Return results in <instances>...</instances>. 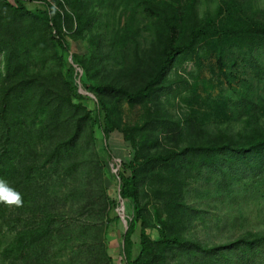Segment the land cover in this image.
I'll use <instances>...</instances> for the list:
<instances>
[{
  "label": "trees",
  "instance_id": "trees-1",
  "mask_svg": "<svg viewBox=\"0 0 264 264\" xmlns=\"http://www.w3.org/2000/svg\"><path fill=\"white\" fill-rule=\"evenodd\" d=\"M56 1L44 6L0 0V179L23 198L21 206L0 203V264L48 262L61 234L57 217L66 190L78 191L81 176L87 186L89 179L99 180L108 205L129 200L133 215L126 217L128 229L121 235L126 264H171V258L177 264H223L227 250L245 259L264 245L261 232L213 246L184 235L201 212L187 199L189 185L202 177L203 168L215 169L220 190L229 193L240 173L264 174V93L245 80L240 103L221 104L224 112L238 113L237 127L209 125V115L220 112L221 105L205 104L200 113L187 99L191 111L175 119L162 100L165 89L187 82L180 74L170 79L172 68L208 47L218 48L221 70L234 48L246 49L242 60L253 64L262 83L258 51L264 52V21L246 14L223 18L227 9L245 12L236 0H222L207 19L197 0L180 7L174 4L179 0ZM68 35L87 41L88 53L72 52ZM229 60L237 64L236 57ZM80 70L81 85L94 99L81 92ZM224 72L231 82L233 75ZM121 100L152 105L132 136L114 116ZM115 130L134 143L133 159L113 154L109 138ZM106 163L119 183L115 197L104 183ZM151 191L161 204L154 213L144 202ZM150 228L157 229L156 238ZM101 244L113 264L106 241Z\"/></svg>",
  "mask_w": 264,
  "mask_h": 264
},
{
  "label": "rangeland",
  "instance_id": "rangeland-1",
  "mask_svg": "<svg viewBox=\"0 0 264 264\" xmlns=\"http://www.w3.org/2000/svg\"><path fill=\"white\" fill-rule=\"evenodd\" d=\"M52 1L57 3L56 0ZM167 1L172 2V0ZM191 1L179 0L174 4L180 7L183 3L188 4ZM221 1L197 0L201 17L209 18V14L215 12ZM238 1H242L245 12L234 8L227 9L223 18L239 19L246 14L250 18L264 21V0H254L253 4L236 0ZM121 20L123 21L124 17ZM148 34L147 32L146 35ZM67 38L72 52L82 55L88 53L87 41L81 38L73 39L71 35ZM245 50L234 48L233 54L225 57L228 66L226 65L224 70H221L218 63V48L215 47L204 48L196 58L177 63L168 77L173 79L180 74L187 82L174 83L171 88L164 90L162 100L170 114L178 119L182 118L185 112L191 111L190 103H186L187 99L193 101L196 108L194 111L200 113L204 110L205 104L217 106L227 102L231 105L240 103L245 90V80L251 83L253 90L257 88L259 93H264V81L258 83L253 64L242 60ZM258 52L262 53L261 59L264 65V52L263 50ZM255 53L257 55V50ZM231 57L237 58V64L234 66L230 65ZM69 61H72L71 58ZM3 66V54H0V73L3 72ZM224 71L233 75L231 82L228 81ZM79 72L82 77L83 71ZM89 105L93 108L94 102L89 101ZM151 106V103L132 106L121 100L117 103L114 116L132 136L131 129L141 124ZM209 117L207 121L211 122L209 125L212 124V127L214 123H221L223 127H226L229 124H235L234 119H237L238 113H226L224 106L221 105L220 112L214 111ZM262 122L264 125V120ZM238 125L236 123L235 127ZM97 135L101 147L103 138L100 130L97 131ZM109 143L116 158L125 160L134 158V143L123 131L115 130L109 138ZM106 170L104 183L109 189V195L115 197L120 189L115 170L110 163H106ZM208 170L207 167L203 168L202 177L193 178L188 187V203L201 212L195 215L196 218L190 225H187L184 235L199 240L205 245L213 246L234 241L248 232L264 233V174L249 177L244 172L240 173L234 180L233 192L229 193L227 190H220L218 181H215L217 176L215 169L206 172ZM243 171L246 172V169ZM89 181L91 183L87 186L81 176L79 183L82 187L78 191L74 187L66 190L68 198L66 204H62L63 209L57 217V227L61 234L57 236L55 247L50 250L46 264H109L103 251L102 240L108 245L107 253L112 258L113 264H126L121 238L126 222L122 218L116 220V217L122 214L125 218H132L133 210L130 202L124 200L119 207L108 205L105 203L99 180L93 177ZM86 187L88 191L83 194ZM149 193L144 202L147 209L154 213L161 204L152 191ZM148 233L152 238L158 236L156 228L148 229ZM134 240L137 241L136 235ZM254 249L256 250L245 259H240L238 255L227 250L228 261L223 260V264H264V245ZM137 253L135 250V254ZM171 264H177L173 258H171Z\"/></svg>",
  "mask_w": 264,
  "mask_h": 264
},
{
  "label": "clouds",
  "instance_id": "clouds-1",
  "mask_svg": "<svg viewBox=\"0 0 264 264\" xmlns=\"http://www.w3.org/2000/svg\"><path fill=\"white\" fill-rule=\"evenodd\" d=\"M0 203L9 206H21L23 204L22 194L11 187L4 179H0Z\"/></svg>",
  "mask_w": 264,
  "mask_h": 264
},
{
  "label": "water",
  "instance_id": "water-1",
  "mask_svg": "<svg viewBox=\"0 0 264 264\" xmlns=\"http://www.w3.org/2000/svg\"><path fill=\"white\" fill-rule=\"evenodd\" d=\"M80 78H81V74H80V76L78 77V83H79V87L81 88V92H82V93H85L86 95H89V96L95 98V96H94L93 94H91V93H89L88 91H86L85 89H83V87H82V85H81ZM122 219L126 222V218H125L124 215H123ZM125 224H126V228H125V229L127 230V229H128V225H127V223H125Z\"/></svg>",
  "mask_w": 264,
  "mask_h": 264
},
{
  "label": "built area",
  "instance_id": "built-area-1",
  "mask_svg": "<svg viewBox=\"0 0 264 264\" xmlns=\"http://www.w3.org/2000/svg\"><path fill=\"white\" fill-rule=\"evenodd\" d=\"M11 1H15V0H11ZM29 2H32V3H35V4H38V5H44L45 6V1L46 2H49L50 4L56 6V4L52 1V0H28ZM63 2V0H60Z\"/></svg>",
  "mask_w": 264,
  "mask_h": 264
}]
</instances>
